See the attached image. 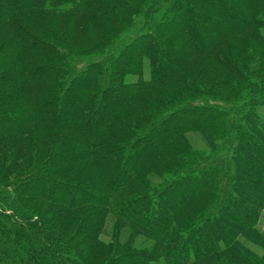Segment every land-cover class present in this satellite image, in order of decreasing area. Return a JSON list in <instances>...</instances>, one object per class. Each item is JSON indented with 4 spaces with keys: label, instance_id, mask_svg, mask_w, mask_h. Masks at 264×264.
Here are the masks:
<instances>
[{
    "label": "trees",
    "instance_id": "trees-1",
    "mask_svg": "<svg viewBox=\"0 0 264 264\" xmlns=\"http://www.w3.org/2000/svg\"><path fill=\"white\" fill-rule=\"evenodd\" d=\"M262 108L264 0H0V264H264Z\"/></svg>",
    "mask_w": 264,
    "mask_h": 264
},
{
    "label": "rangeland",
    "instance_id": "rangeland-1",
    "mask_svg": "<svg viewBox=\"0 0 264 264\" xmlns=\"http://www.w3.org/2000/svg\"><path fill=\"white\" fill-rule=\"evenodd\" d=\"M137 28H134V30H132L131 32L127 33L123 39L121 40V42H126L128 41L129 39H131L134 34L136 33L137 31ZM101 59V56L99 55H91V56H84V57H78L76 59V62H75V67L78 69V70H81V69H84L86 68L88 65L90 64H94L96 62H99ZM144 64V79L145 80H148L150 78V73H149V62L147 60H145L143 62ZM130 81H136L137 80V77L136 76H133L131 77L130 79H128ZM260 114L262 116V118L264 119V108H262L260 110ZM194 140V143L197 144L199 140V138L195 137L193 138ZM114 220L115 218L112 217V216H109L107 217L105 223H104V226H103V230L102 232H100L99 234V240L101 241H104L106 243H111L112 241H114L115 239V235H116V231L114 230ZM257 227L258 229L264 234V210L263 212L261 213V216L259 218V221H258V224H257ZM124 238L123 240H125L126 237H121V239ZM140 241L137 242V244H139ZM95 247H98V245H93V250L92 251H95ZM248 247L255 253L257 254H261L262 253V250L253 246V245H250L248 244ZM96 249H99L96 248Z\"/></svg>",
    "mask_w": 264,
    "mask_h": 264
}]
</instances>
